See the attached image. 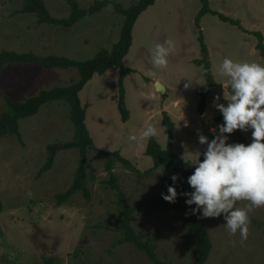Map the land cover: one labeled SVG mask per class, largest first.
I'll list each match as a JSON object with an SVG mask.
<instances>
[{"label": "rangeland", "instance_id": "rangeland-1", "mask_svg": "<svg viewBox=\"0 0 264 264\" xmlns=\"http://www.w3.org/2000/svg\"><path fill=\"white\" fill-rule=\"evenodd\" d=\"M75 1L81 9H88L104 0ZM110 1L124 8L139 2ZM44 2L53 17L70 15V5L65 0ZM208 2L210 9L264 37V0ZM22 5V0H0V51L86 61L99 51H110L119 41L124 17L113 7L66 27L39 25L34 14L17 12ZM201 8V0H156L139 16L124 59L127 67L137 70L124 79L125 105L130 113L127 122H122L117 107L119 69L113 67L102 75L95 74L79 93L94 146L107 152L118 151L135 169L118 161L111 169L131 210L132 229L142 241L154 244L159 259L169 264H194L198 242L188 230L185 213L162 199L161 193L167 194V187L173 186V175L164 168L145 173L153 167L152 158L145 154L148 141L141 149L128 137L138 134L147 122H154L160 133L155 139L166 149L168 130L163 120L167 115L174 123V153L180 157L188 152L202 155L207 145L199 143L198 133L209 142L214 138L213 130L219 134L215 121L220 112L213 106L214 98L220 96L219 103H228L223 98L226 78L215 75L214 66L225 57L264 64L255 35L212 14L201 19L198 29L195 21ZM200 30L214 81L219 85L208 95L204 113L198 110V93L206 83L204 64H198L203 58ZM170 37L176 41V52L169 57L168 69L157 71L153 79L146 75L153 70L150 49L155 42L164 43ZM78 79L76 68L9 64L0 73V114L6 110V97L24 102L43 90L68 87ZM159 79L167 86L164 94L155 88ZM189 79L190 86L185 88ZM152 91L157 93L155 101L147 98ZM18 125L19 135L10 132L0 138V264H46L48 259L53 264H154L133 245L117 244L122 238V212L116 191L108 185L105 155L88 151L86 188L90 199L79 191L70 200L57 204L56 195L65 193L74 182L80 152L77 148L59 150L52 167L42 173L41 169L47 162L49 145L70 143L74 138L70 106L64 101L47 103ZM249 141L252 142L251 135ZM228 143L234 144L230 138ZM174 186L178 193L187 192L180 179ZM185 200L178 196L174 204H186ZM237 206L244 207V203ZM199 220L212 242L205 264H264V208L251 214L250 236L243 245L239 232L229 236L223 214L219 218L199 216Z\"/></svg>", "mask_w": 264, "mask_h": 264}, {"label": "trees", "instance_id": "trees-1", "mask_svg": "<svg viewBox=\"0 0 264 264\" xmlns=\"http://www.w3.org/2000/svg\"><path fill=\"white\" fill-rule=\"evenodd\" d=\"M65 1L70 5V15L67 18L58 19L53 17L48 11L44 0H22V8L17 12L23 14H34L37 17V23L39 25L53 24L71 27L82 18L90 16L94 13H98L106 8L108 4H111L116 12L124 17L119 41L113 45L110 51H99L94 58L86 61H75L66 57L53 55L37 56L32 53L19 54L13 51H0V73L3 68L9 64H39L46 69L76 68L79 75L78 81L68 87H56L50 90H43L38 95L30 97L24 102H17L14 99L6 97V110H4L2 114H0V138L10 132L19 135V121L36 115L43 105L55 101L66 102L70 106V120L75 129L74 138L70 143L61 145L52 144L48 146L49 156L47 158L46 164L41 169V173L44 171H48L52 167L55 156L57 155V152L59 150L77 148L80 152V160L72 186L65 193L56 195L57 204L61 205L64 202L70 200L72 196L79 191H83L86 198L88 200L90 199V192L86 188L87 154L89 150L98 151L99 153L107 157L106 169L110 174L108 185H110L112 189L116 191L118 205L120 207V211L122 212V215L120 216V232L122 233V238L117 241V244L122 245L128 243L133 245L136 249L143 252L146 257L154 264H169L159 259L156 252V246L154 244L148 241H142L132 229L129 221L131 210L124 200V193L121 191L120 186L117 184L116 177L113 176L111 169L117 161L123 164L126 168L132 170L135 169L128 160L120 156V153L118 151L107 152L97 149L94 146L85 124L86 110L82 107L79 97V93L84 89L86 84L93 78L95 74L102 75L109 69L115 67L120 71L118 80L119 93L116 97L117 107L121 115L122 122L128 121L130 113L125 105L124 79L129 74H131L133 70L125 66L124 59L132 45L133 28L139 16L150 6L154 5L156 0H139L137 4L132 5L129 8H124L120 4L112 3L110 0L96 1L88 9H81L75 0ZM201 2L202 8L199 11L195 21L198 29H201V19L205 15L212 14L214 16H218L221 21L236 26L243 32L255 35L258 38L257 49L259 50L261 56L264 57V37L261 33L246 31L245 29H243L241 23L238 20L232 19L222 13L210 9L208 0H201ZM198 40L203 55V58L198 61V64H204V76L206 79L205 86L198 93V110L199 113H204L208 95L212 92L214 87H217L219 85H217V83L214 81L210 69L207 45L205 44L203 33L201 30L199 32ZM217 120L223 121L221 113L219 117H217ZM163 124L167 127L168 130L167 148L163 149L155 138H152L148 141L145 154L152 158L153 167L147 170L145 173L148 174L159 168H164L172 175H177L179 179L185 183L187 192H191L193 190L187 184V178L191 174H193L195 165L194 163L186 164L179 155L174 153V123L167 115H165L164 117ZM229 138L234 143H243L245 145H248L246 137L240 131H236L234 134H231ZM200 160H203V155H201ZM173 206L185 213L188 230L198 242V252L194 260V264H205L212 250V242L210 240L209 234L199 220L200 214L198 213L196 215H192L189 213L186 215V213L189 212V208L186 204L178 203L173 204ZM1 208L2 206L0 204V209ZM192 208H195V205H193ZM252 222L254 224L256 223L255 221ZM45 263L53 264V260L48 259L45 261Z\"/></svg>", "mask_w": 264, "mask_h": 264}, {"label": "clouds", "instance_id": "clouds-1", "mask_svg": "<svg viewBox=\"0 0 264 264\" xmlns=\"http://www.w3.org/2000/svg\"><path fill=\"white\" fill-rule=\"evenodd\" d=\"M112 10V5H107ZM176 41L168 38L164 43L155 42L150 49V63L153 70L146 75L155 78L157 71L164 72L169 67V57L175 54ZM215 67V75L226 78L223 98L227 106L219 103L220 96L214 98L213 106L222 114L223 123L218 125L214 138L198 133L199 143L207 145L202 153L191 152L182 155L186 164L195 165V170L187 178L191 192L178 193L174 185L179 177L173 175V186L167 187V194L161 193L168 203H176L178 196L186 197L189 208L187 214H200L201 219L219 218L226 221L229 236L240 235L243 245L250 236L251 214L264 208V64L223 58ZM159 85V80L155 81ZM185 84V88L190 86ZM155 101L157 93L147 94ZM251 129L252 142L228 143V138L236 131L248 132ZM227 134V135H226ZM160 135L154 122H147L138 134H131L129 142L143 149L145 143ZM195 157V162L193 158ZM244 203V207L237 205ZM195 205V208L192 206Z\"/></svg>", "mask_w": 264, "mask_h": 264}, {"label": "crops", "instance_id": "crops-1", "mask_svg": "<svg viewBox=\"0 0 264 264\" xmlns=\"http://www.w3.org/2000/svg\"><path fill=\"white\" fill-rule=\"evenodd\" d=\"M146 11H147V10H146ZM143 13H144V12H143ZM143 13H142V14H143ZM137 21H138V20H137ZM133 29H134V28H133ZM132 37H133V33H132ZM124 64H125V63H124ZM125 66H126V65H125ZM126 67H127V66H126ZM127 68H129V67H127ZM129 69L133 70V72H137L136 69H133V68H129ZM133 72H132V74H133ZM153 79H154V78H153ZM157 79H158V78H157ZM159 80H160V79H159ZM159 83L162 84V85L165 87V92H166V91H167V86H166L161 80L159 81ZM154 84H155V86H156V82H155ZM154 84H153V85H154ZM217 85H218V83H217ZM153 88H154V86H153ZM155 88H156V87H155ZM155 88H154V90H155ZM215 88H216V87H214L213 90H215ZM213 90H212V91H213ZM208 104H209V103H208ZM220 122H223V121H222V120H220V121H215L216 125H220V124H222V123H220ZM243 134H244V136L247 138V140H248V142H249V144H250L249 137H250L251 134L248 135L247 132H243Z\"/></svg>", "mask_w": 264, "mask_h": 264}, {"label": "water", "instance_id": "water-1", "mask_svg": "<svg viewBox=\"0 0 264 264\" xmlns=\"http://www.w3.org/2000/svg\"><path fill=\"white\" fill-rule=\"evenodd\" d=\"M156 90L159 91L160 93L164 94L165 93V87L159 83V85L156 84Z\"/></svg>", "mask_w": 264, "mask_h": 264}]
</instances>
